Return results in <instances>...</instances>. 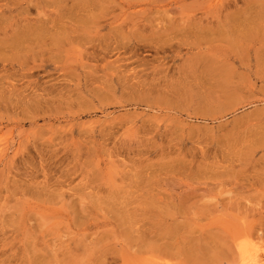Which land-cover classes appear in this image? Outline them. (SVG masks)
I'll use <instances>...</instances> for the list:
<instances>
[{
  "label": "rangeland",
  "instance_id": "374dc122",
  "mask_svg": "<svg viewBox=\"0 0 264 264\" xmlns=\"http://www.w3.org/2000/svg\"><path fill=\"white\" fill-rule=\"evenodd\" d=\"M0 149V264L264 263V0H0Z\"/></svg>",
  "mask_w": 264,
  "mask_h": 264
},
{
  "label": "bare ground",
  "instance_id": "6f19581e",
  "mask_svg": "<svg viewBox=\"0 0 264 264\" xmlns=\"http://www.w3.org/2000/svg\"><path fill=\"white\" fill-rule=\"evenodd\" d=\"M1 150V149H0ZM3 151H4V149H2ZM2 151H0V153H1ZM262 261H264V260H262ZM261 263V262H260ZM261 264H264V263H261Z\"/></svg>",
  "mask_w": 264,
  "mask_h": 264
}]
</instances>
